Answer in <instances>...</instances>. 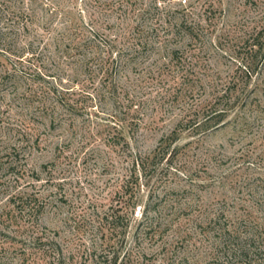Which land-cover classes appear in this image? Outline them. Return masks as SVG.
<instances>
[{"label": "rangeland", "instance_id": "rangeland-1", "mask_svg": "<svg viewBox=\"0 0 264 264\" xmlns=\"http://www.w3.org/2000/svg\"><path fill=\"white\" fill-rule=\"evenodd\" d=\"M48 1L62 12L39 30L46 41L82 20L115 41L132 24L125 15L143 7L149 46L118 78L119 100L131 104L119 144L99 119L80 117L33 136L19 182L0 165V213L14 208L5 189H22L36 233L57 243L0 233V264H215L218 228L264 235V0ZM183 10L201 23L194 38L174 27ZM46 55V75L91 88L68 56L54 47ZM15 114L0 116V156L19 136ZM134 161L145 168L130 202L120 184Z\"/></svg>", "mask_w": 264, "mask_h": 264}, {"label": "trees", "instance_id": "trees-1", "mask_svg": "<svg viewBox=\"0 0 264 264\" xmlns=\"http://www.w3.org/2000/svg\"><path fill=\"white\" fill-rule=\"evenodd\" d=\"M132 10L133 14L124 17L132 24H127L124 33L119 31L115 41L102 35L94 22L82 20L58 29L49 42L38 32L53 24L52 17H58L62 12L60 7L45 0H0V116L8 117L16 113L21 120V125L16 128L19 135L17 141H8L2 147L4 155L0 156V165L5 168L6 174H14L19 182L20 176L24 175L21 161L26 159L27 150L39 144L38 139H32L33 136L41 130L64 128L67 123L74 128L73 121L80 117L99 119L100 125L107 129L108 142L119 144V140L124 139V124L131 104L120 102L126 91L118 78L149 46L141 39L146 33V9ZM180 15L175 21V29L188 38H194L201 23L190 20L184 10ZM152 32L158 31L154 29ZM160 45L161 48L168 46ZM53 47L76 63L80 77L88 74L91 88L89 85L85 87L88 80L80 81L78 77L74 81H65L70 82V86L66 87L62 77H51L43 72V59ZM49 78H53L54 82L50 83ZM104 104L109 106L108 109ZM138 165L145 168L140 161H134L128 181L120 184L121 190L129 194L130 202L135 198L133 183L137 178ZM5 193L11 195L9 203L14 208L0 213L1 234L19 244L30 241L38 246L51 242L57 244L36 233L32 219L36 207L31 206L30 194L22 189H16L11 194L8 187ZM1 226L9 232L18 233L19 238L1 231ZM210 247L213 249L212 263L235 264V260L251 264L263 256L264 235L261 230L249 227L239 230L227 226L215 231Z\"/></svg>", "mask_w": 264, "mask_h": 264}]
</instances>
